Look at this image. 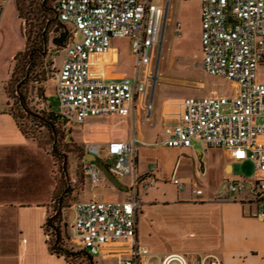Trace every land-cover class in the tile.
<instances>
[{
	"label": "built area",
	"instance_id": "built-area-1",
	"mask_svg": "<svg viewBox=\"0 0 264 264\" xmlns=\"http://www.w3.org/2000/svg\"><path fill=\"white\" fill-rule=\"evenodd\" d=\"M0 0V18L4 5ZM16 0H14L15 3ZM172 0H55L52 8L70 39L63 48L56 76L57 120L63 128L83 127L106 117H128L139 109L150 118L152 70L164 41ZM187 1V0H183ZM200 56L206 75L232 85L231 94L186 97L164 102L163 130L153 146L202 150L221 148L233 161L252 162L255 211L264 222V0H199ZM176 36L180 23L175 21ZM115 39H128L135 58L132 78L108 79L94 72L99 60L113 52ZM144 144L133 129L128 140L107 143L106 165L116 178L130 179L125 200H80L72 205L73 240L92 257L103 256L107 245L127 242L129 255L115 264H223L219 254L152 253L137 241L141 189L155 185L157 165L144 171L136 166V146ZM86 155L99 154L97 143H87ZM82 172L95 187L105 179L93 161H83ZM178 190L183 184L172 179ZM252 191L245 180L226 181L216 199ZM193 193L201 195L195 187Z\"/></svg>",
	"mask_w": 264,
	"mask_h": 264
},
{
	"label": "crops",
	"instance_id": "crops-1",
	"mask_svg": "<svg viewBox=\"0 0 264 264\" xmlns=\"http://www.w3.org/2000/svg\"><path fill=\"white\" fill-rule=\"evenodd\" d=\"M10 4L11 1L4 5L0 23H2L1 21H3L4 14ZM61 24L65 27L63 23ZM70 29V26L67 27L68 31ZM126 40L128 41V39ZM66 44L62 46V51ZM112 47L113 52L99 60L94 72L103 73L108 79L132 78L135 61L132 65V71L120 68V61L118 63L119 51L113 46V42ZM24 48L25 38L23 49L18 52L23 51ZM128 48L130 50L129 41ZM18 52L11 56L12 60ZM113 53L116 55V61L111 58ZM114 69L115 72H112ZM259 75L258 73V81ZM226 82L232 88L231 83ZM221 88L223 89L221 94H231L225 86ZM163 107L162 109L161 107L152 108L149 119H146L145 112L139 109L128 117L93 119L83 127H75L81 129L80 133L84 135H100L97 142L89 143L98 144L99 154L97 158L101 159L103 163L106 162L108 156L107 143L113 138L128 140L133 129L136 130L138 127L136 134L144 144L136 146V166L141 172L149 164L157 165L154 173L155 185L140 191L141 203L146 208H143L142 213L138 214V243L146 246L152 253L159 255L173 252L193 256L219 254L223 264H264V222L250 215L255 211L254 189L256 181L253 178L254 170L251 177L248 178L233 173L235 163L242 164L249 160L233 161L229 159L224 149L209 148V151L219 152V159L211 163L206 159L204 161V156L209 151L207 149L202 150L199 145L191 148L153 146L159 141L162 134ZM57 110L58 103L55 113ZM144 123L149 124V126H152V123L159 125L154 137L150 131H139L140 125ZM130 125L131 130L126 133L125 128H130ZM84 144L87 143L84 142ZM175 150L194 153L198 155L199 159H202L201 171H197V176L188 185L181 182L176 176L178 161L168 175L170 177L166 175L164 170L171 153ZM53 169L54 166L49 157L38 151L35 145L25 139L19 131H0V264H69L63 257L50 252L44 230V224L49 214V204L52 202L53 193L56 190L52 178ZM208 177L213 184L209 185L210 191L207 192L199 178L206 179ZM173 178L178 179L183 184L181 190H178L177 186L173 184ZM117 179L122 185L120 189H116L106 178L95 187H91L86 180L92 193H88L83 200L116 201L127 199L130 179L128 177ZM167 179L174 191V195L170 197H167L163 191ZM228 180H245L252 185L253 192L233 193L227 200L216 199L223 184ZM100 186L104 192L96 190ZM195 187L202 189L203 193L201 195L194 194L193 189ZM185 189L188 190V193L179 194V191ZM151 202L158 204L154 205L153 208L146 206ZM160 211L178 215V218L173 219L170 223L173 226L177 224L176 221H179L178 227L180 228L178 230L182 231L181 235L183 236L180 245L173 248H159L153 242L147 241L148 234H146L145 239L144 234L140 232V216H145V220L150 226ZM167 213H164L165 216ZM129 246L130 244L127 242L107 245L103 256L93 257V263L115 264L129 255Z\"/></svg>",
	"mask_w": 264,
	"mask_h": 264
},
{
	"label": "rangeland",
	"instance_id": "rangeland-1",
	"mask_svg": "<svg viewBox=\"0 0 264 264\" xmlns=\"http://www.w3.org/2000/svg\"><path fill=\"white\" fill-rule=\"evenodd\" d=\"M154 1L162 2V0ZM39 2L40 0H18L15 5L19 10L17 16L14 0H11L10 7L6 10L3 21L0 23V131H18L13 118L8 113L13 114L16 122L26 130L28 141L33 143L38 151L49 157L52 163L55 162L52 178L56 190L59 188V195L63 197L62 205L64 206L61 209L62 236L68 248L79 251L80 246L74 242L71 230L72 205L76 201L85 199L88 193H92L82 172V160L86 152L84 142H97L100 135H84L80 133L81 129L75 127H59L56 129V136L53 137L51 130L44 127L39 120L40 117H46L47 111H56L55 79L63 55L62 46L54 42L55 39L61 37L60 29L56 32L58 28L56 21L47 24L40 11ZM170 6L164 41L160 52L157 53L152 70L153 79L155 75L157 76L154 87L152 80L153 108L161 107L162 109L164 102L172 99L221 94L223 93L222 86L232 93V88L224 79L206 75L202 70L199 0H172ZM175 21L180 23L177 36L174 29ZM43 31L44 37H41ZM24 38L29 39L28 48H41L44 51L43 57L36 59L35 67H31L25 78L21 71L25 57L19 56L17 61H13L11 57L23 49ZM113 46L119 51V67L132 71L135 58L130 53L128 41L115 39ZM111 58L116 61L114 53ZM259 71V81L264 82V68ZM112 72H115V69ZM16 90L24 97L28 113L22 110L21 98L17 95ZM42 95L45 99L42 98ZM131 125L130 128H125L126 133L131 130ZM137 128L136 131H138ZM158 129L159 125L156 123H152V126L144 123L139 127V131H150L153 133V137ZM51 151L55 154L54 160L48 154ZM207 151L209 150L207 149ZM44 159L46 161V158ZM205 159L211 163L217 161L219 152L210 150L208 153L206 152L204 161ZM201 160L197 154L175 150L171 153L164 170L167 176L170 175L178 161L176 176L181 182L188 185L197 176V171H201ZM253 170V164L249 161L233 165V173L244 178L251 177ZM199 181H202L205 191H210L209 185L213 184L210 182V177L199 178ZM96 190L104 192L101 186ZM163 191L167 197L174 195L168 179ZM185 193H188L187 189L179 191V194L185 195ZM157 204V202H151L146 206L153 208ZM56 206L54 202L49 204L51 214ZM143 208L142 204L138 214L142 213ZM164 213L167 212L160 211L150 226L146 222L145 216H140V232L144 234L145 239L148 234L147 241L153 242L159 248H173L180 245L183 239L182 231L178 230L180 228L178 227L179 221H176L177 224L173 223L176 224H172L173 226L170 223L173 219H177L178 215L167 213L165 216ZM46 235L50 239L52 229H47ZM74 264H88V262L74 260Z\"/></svg>",
	"mask_w": 264,
	"mask_h": 264
},
{
	"label": "trees",
	"instance_id": "trees-1",
	"mask_svg": "<svg viewBox=\"0 0 264 264\" xmlns=\"http://www.w3.org/2000/svg\"><path fill=\"white\" fill-rule=\"evenodd\" d=\"M17 1L18 0L15 1V5H16ZM54 1L55 0H40L39 8H40V11L42 12L43 18L47 22V24L56 21V25L58 27L59 21L56 18V15H55L53 8H52ZM15 8H16V6H15ZM16 13L18 16L19 15L18 8H16ZM22 21H25V20L22 19ZM58 29H60L61 37L59 39H55L54 42H55V44L57 43L59 46H63L64 44L67 43L66 42L67 39L69 41L70 33L67 30V28L64 26H61ZM41 37H44V31L41 33ZM42 41H43V39H42ZM28 43H29V39L25 38V49L21 52H18L13 58V61H17L19 56L25 57V62L23 64L22 70H21L22 73H24L23 74L24 78L28 76V74L31 70V67H35L36 59L42 58L44 55L43 49H41V48H39V49L31 48L30 49V48H28ZM13 74H14V72L12 73V75ZM23 85H24V82H23ZM16 93L21 98L20 102H21L22 110L24 112L28 113L29 110L27 109L24 97L21 96V93L18 94L19 93L18 90H16ZM42 98L45 99L44 95H42ZM53 113H54V116L51 113V111H47L46 117H40L39 120L41 121V123L43 124L44 127L51 130L50 131L51 135L54 137V136H56V133H57L56 129H58L59 127H61V128H63V127L60 125V123L57 120V114L55 112H53ZM8 114L13 118L15 125H16V128L20 132V134L25 139L28 140L29 138H28V134H27L26 130L24 128H22V126L20 124H18V122H16V118L13 114H10V113H8ZM48 154L52 157L53 160L55 159V154L53 151H51L50 153L48 152ZM85 154H84L82 163L85 160ZM53 164L55 165V162ZM58 190H59V188L54 191L53 198H52V202H54V204H56L57 206L54 207V211L52 212V214L49 212L48 217H47L45 224H44L45 233H46L47 229H52V237L49 239V237L47 235L49 250L52 254H55L56 256H59V257H63L69 264H74V260L87 261L88 264H94L93 263V257L91 255H89L85 250L80 249L79 251H76L72 248H68V246L64 242V238L62 236V231H61V226H60V224H61V209L64 207L62 205L63 197L59 195Z\"/></svg>",
	"mask_w": 264,
	"mask_h": 264
},
{
	"label": "water",
	"instance_id": "water-1",
	"mask_svg": "<svg viewBox=\"0 0 264 264\" xmlns=\"http://www.w3.org/2000/svg\"><path fill=\"white\" fill-rule=\"evenodd\" d=\"M62 24L59 23V27H61ZM157 76H154L153 79V87L155 84V80H156ZM152 93H153V89H152ZM54 116V113H52ZM85 161H93L97 164L98 168L100 169V171L102 172V174L105 176V178L107 180H109V182L116 188V189H120L122 187V185L120 184L119 180L109 171L106 163H103V161L97 157H95L92 154H88L85 156Z\"/></svg>",
	"mask_w": 264,
	"mask_h": 264
},
{
	"label": "flooded vegetation",
	"instance_id": "flooded-vegetation-1",
	"mask_svg": "<svg viewBox=\"0 0 264 264\" xmlns=\"http://www.w3.org/2000/svg\"><path fill=\"white\" fill-rule=\"evenodd\" d=\"M58 30H56V32H57Z\"/></svg>",
	"mask_w": 264,
	"mask_h": 264
}]
</instances>
